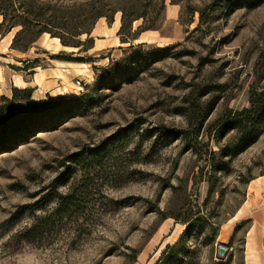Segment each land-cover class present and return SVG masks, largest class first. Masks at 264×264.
Instances as JSON below:
<instances>
[{
  "label": "rangeland",
  "instance_id": "rangeland-1",
  "mask_svg": "<svg viewBox=\"0 0 264 264\" xmlns=\"http://www.w3.org/2000/svg\"><path fill=\"white\" fill-rule=\"evenodd\" d=\"M263 90L264 0H0V264H264Z\"/></svg>",
  "mask_w": 264,
  "mask_h": 264
},
{
  "label": "trees",
  "instance_id": "trees-1",
  "mask_svg": "<svg viewBox=\"0 0 264 264\" xmlns=\"http://www.w3.org/2000/svg\"><path fill=\"white\" fill-rule=\"evenodd\" d=\"M7 22L9 25H13L14 18L12 16L10 18H7V14L4 13L3 23ZM21 25L24 26L23 23H21ZM160 49L161 48H159V50ZM47 106H49V103H38L30 105L11 104L5 111H3V108H1L2 111L0 112V148H4L5 146H7V144L10 143L16 137V129H18L22 125L35 124L43 115L42 109L46 108ZM25 109H31V115L27 118H24L23 116L25 113ZM244 112L248 113L250 112V109L244 110ZM232 121L233 119H230L228 125L233 124ZM56 212L58 214H62L64 212L62 203H59V207L57 208ZM40 220L41 223L46 222V217L40 218Z\"/></svg>",
  "mask_w": 264,
  "mask_h": 264
},
{
  "label": "bare ground",
  "instance_id": "bare-ground-1",
  "mask_svg": "<svg viewBox=\"0 0 264 264\" xmlns=\"http://www.w3.org/2000/svg\"><path fill=\"white\" fill-rule=\"evenodd\" d=\"M119 16L118 14H116L115 18H114V21L111 25L109 26H105L104 24L100 27V26H97L96 28H94V31L96 33V42H98L100 40V36L98 35H101L102 37H105V38H108L110 36H113V33L114 31L119 27ZM47 33L44 34V37H43V40H44V44L46 46L47 49H49L52 53H57L59 51H67V52H73V51H76L77 50V47H73V46H67V45H64L58 37L56 36H48ZM85 34H82L81 37L82 38H85ZM12 37V34L9 33V36H8V39H7V42L10 41ZM117 37L115 36L114 39H116ZM144 39H145V36H144V33H141L140 36H138L137 38H135L133 40V43H139L141 44L142 42H144ZM167 45H170V43H159L158 46H167ZM24 81L20 78L19 75H16L15 76V86L16 87H24ZM23 85V86H21ZM259 182V178L257 179H254L252 180L251 184L252 183H258ZM248 202V201H246Z\"/></svg>",
  "mask_w": 264,
  "mask_h": 264
},
{
  "label": "water",
  "instance_id": "water-1",
  "mask_svg": "<svg viewBox=\"0 0 264 264\" xmlns=\"http://www.w3.org/2000/svg\"><path fill=\"white\" fill-rule=\"evenodd\" d=\"M228 251H229V247L228 246L219 244L216 247V256L218 258H220V259H223V258H225V256L228 253Z\"/></svg>",
  "mask_w": 264,
  "mask_h": 264
},
{
  "label": "crops",
  "instance_id": "crops-1",
  "mask_svg": "<svg viewBox=\"0 0 264 264\" xmlns=\"http://www.w3.org/2000/svg\"><path fill=\"white\" fill-rule=\"evenodd\" d=\"M105 41H106L105 39H100L98 42H96V45H95L96 50H101V49L105 48V46L106 47H112V46H110L111 44H106Z\"/></svg>",
  "mask_w": 264,
  "mask_h": 264
},
{
  "label": "built area",
  "instance_id": "built-area-1",
  "mask_svg": "<svg viewBox=\"0 0 264 264\" xmlns=\"http://www.w3.org/2000/svg\"><path fill=\"white\" fill-rule=\"evenodd\" d=\"M83 83V84H82ZM84 85V82L82 79L80 78H77L74 82V85H73V89H76V90H81L82 89V86Z\"/></svg>",
  "mask_w": 264,
  "mask_h": 264
}]
</instances>
